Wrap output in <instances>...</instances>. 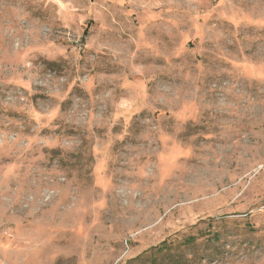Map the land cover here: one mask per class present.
Masks as SVG:
<instances>
[{
  "label": "rangeland",
  "instance_id": "rangeland-1",
  "mask_svg": "<svg viewBox=\"0 0 264 264\" xmlns=\"http://www.w3.org/2000/svg\"><path fill=\"white\" fill-rule=\"evenodd\" d=\"M0 264H264V0H0Z\"/></svg>",
  "mask_w": 264,
  "mask_h": 264
}]
</instances>
